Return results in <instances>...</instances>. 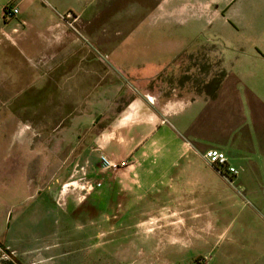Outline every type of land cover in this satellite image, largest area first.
Listing matches in <instances>:
<instances>
[{
	"label": "crops",
	"instance_id": "1",
	"mask_svg": "<svg viewBox=\"0 0 264 264\" xmlns=\"http://www.w3.org/2000/svg\"><path fill=\"white\" fill-rule=\"evenodd\" d=\"M101 1L102 11L96 8L92 16L106 14L105 9L113 0ZM139 1L138 9L123 12L119 20H113L119 23L118 27H124L115 32L116 39L122 42L118 53L124 55L123 61L118 60V69L125 77H121L123 82L136 93L125 106L116 110L114 102L107 101L110 105L107 104L111 88L124 92L127 86L120 80L111 83L108 69L104 72L97 58L76 57V61L69 54L55 60L61 64L97 65V68L90 66L97 74L94 76L92 71L86 78L87 85L78 84L73 75L69 78L70 95L97 97L84 114L71 118L70 125L78 130L88 125L84 131L93 134L96 127L93 113L100 111L103 123L99 134L94 138L95 134L91 135L90 141L96 147L93 150L115 161L128 159L133 163L115 174L102 173L98 180L100 191L85 197L86 202L99 201L103 207L116 204L124 216L133 210L139 214L137 222L147 209L167 208L170 215L155 216L153 222L197 224L196 236L190 237V232H185L180 244L171 243L173 248L180 246L177 255L187 254L184 261L187 264H193L196 258L207 259V264H264V0ZM85 2L0 0V48L14 43L21 49L30 45L38 49L45 63L44 43L49 29L71 27L65 19L64 23L59 22L58 17L75 11L80 18L83 16L81 30L89 31L91 16L86 18ZM6 6L18 9V15L10 21L2 15ZM147 6L150 7L147 9ZM142 12L145 15L139 17ZM191 18L196 20L192 21L196 27L230 30L231 38L229 42H218L222 48L218 89L190 98L179 97L174 90L184 89L183 76L188 71H182L180 78L176 75L180 72L179 64H183L178 57L194 45L196 36L190 43L175 39L135 42L134 37L142 25L184 27ZM14 27H24L21 37L15 40ZM102 27H106L105 23ZM61 34L72 41L71 35ZM95 36L108 38L96 33ZM201 44L204 42L197 46ZM77 71L79 75L81 70ZM174 79L177 82L168 85ZM168 87L170 91L162 96L163 89ZM208 149L223 152L227 165L237 174L227 178L218 173L204 158ZM83 155V152L75 153L79 164L86 161ZM39 177L40 173L38 182ZM52 181L43 189L35 190L37 200L55 203L57 184L55 179ZM98 196L100 199L96 200ZM206 225H214V235L207 236ZM42 231L44 235L56 233L47 228ZM0 243L5 258L12 264H15L13 260L18 264L42 262L37 248L18 253L6 240Z\"/></svg>",
	"mask_w": 264,
	"mask_h": 264
},
{
	"label": "rangeland",
	"instance_id": "2",
	"mask_svg": "<svg viewBox=\"0 0 264 264\" xmlns=\"http://www.w3.org/2000/svg\"><path fill=\"white\" fill-rule=\"evenodd\" d=\"M101 2L86 0L84 4L86 18L91 16V26L86 33L80 28L83 16L80 18L75 11L66 12L68 17L65 14L58 17L59 22L65 19L71 27L49 29L44 43L45 63L41 53H37L38 49L31 48L29 43L28 48L23 49L15 43L14 46L0 48V242L6 240V244L18 253L37 248L42 258L38 264H187L184 262L187 254L177 255L180 246L173 248L171 243L180 244L185 232H190V237L196 236L197 224L153 222L155 216L170 215L167 208L147 209L142 222H137L139 214L133 210L124 216L116 204L103 207L99 201L86 202L85 197L101 188L85 195L81 190L82 175H76V172L84 173L93 182H100L98 180L102 176L98 164L100 153L93 150L96 147L90 141L100 132L102 113H93L92 120L96 124L93 134L92 131H84L88 125H82L79 130L70 125L71 118L84 114L92 99L97 97L70 95L69 78L73 75L78 84L87 85L86 78L92 71L94 76L97 74L90 66L97 68V65L61 64L55 61L56 57L71 54L75 60L76 57L97 58L104 72L108 69L111 83L123 82L125 77L118 69V60L124 56L118 53V45L122 42L116 39L115 32L124 27H118L119 23L117 25L113 20H119L123 12L138 9V4H141L139 0H113L105 9L106 14L92 16L96 8L102 11ZM144 15L142 12L138 16ZM71 20L72 23L69 22ZM190 21L184 27L142 25L134 40H146L147 43L151 39H175L190 43L196 36L192 42L194 45L178 57V60L182 58L183 64H179L180 72L176 75L180 78L182 71H188L183 76L184 89L174 90L179 97L191 98L212 92L220 80L222 48L218 42H229L231 34L230 30L221 27H196V22H192L196 20L191 18ZM103 23L106 27H102ZM23 28L14 27V40L21 37ZM219 29L222 32L218 31V34L216 30ZM62 32L71 35L72 41L63 38ZM95 33L108 38L98 39ZM201 42L204 44L198 47L197 43ZM70 44H73L71 50ZM76 68L81 70L79 75ZM126 82L130 83L128 79ZM176 82V79L170 80L168 85ZM123 83L124 87L127 86L124 92L111 88L106 97V102L115 103L113 107L116 110L136 95L134 88ZM153 83L150 82L149 86ZM169 88H164L161 95L169 92ZM77 152L84 153L86 163L81 161L79 164L75 157ZM54 179L58 192L55 203L37 200L38 192L35 190L43 189ZM206 226L207 236L214 235V225ZM46 228L56 233L44 235L42 229ZM3 250L0 246V264H12L5 258ZM13 262L18 264L15 260ZM206 262L207 259L196 258L193 264Z\"/></svg>",
	"mask_w": 264,
	"mask_h": 264
},
{
	"label": "built area",
	"instance_id": "3",
	"mask_svg": "<svg viewBox=\"0 0 264 264\" xmlns=\"http://www.w3.org/2000/svg\"><path fill=\"white\" fill-rule=\"evenodd\" d=\"M2 15L6 21H10L18 15V9L12 6H6L3 9ZM68 15L69 14H66L65 17H68ZM203 155L206 161L210 165L215 166L218 173L223 174L225 177L228 178L229 175L237 174V171L233 167H229L227 165V158L223 152H220L215 149H208L204 152ZM98 164H99V169L102 173L115 174L122 168H127L131 166L133 163L130 162L128 159H124L122 161H114L108 158L106 155L100 153L98 155ZM81 175H82L81 181H83L81 190L85 192V195L86 194L88 195L90 192L101 187V182H96V181L93 182L87 179L84 173H82ZM205 264H207V262Z\"/></svg>",
	"mask_w": 264,
	"mask_h": 264
},
{
	"label": "trees",
	"instance_id": "4",
	"mask_svg": "<svg viewBox=\"0 0 264 264\" xmlns=\"http://www.w3.org/2000/svg\"><path fill=\"white\" fill-rule=\"evenodd\" d=\"M219 83H220V80H218V82L216 83V85H215V87H214V90L213 91H215V90H217L218 89V87H219ZM207 94H210V93H207ZM0 246H2V244L0 243Z\"/></svg>",
	"mask_w": 264,
	"mask_h": 264
}]
</instances>
